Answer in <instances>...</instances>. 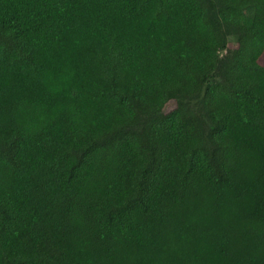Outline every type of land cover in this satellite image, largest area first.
I'll return each instance as SVG.
<instances>
[{
  "label": "trees",
  "instance_id": "1",
  "mask_svg": "<svg viewBox=\"0 0 264 264\" xmlns=\"http://www.w3.org/2000/svg\"><path fill=\"white\" fill-rule=\"evenodd\" d=\"M0 264H264V0H0Z\"/></svg>",
  "mask_w": 264,
  "mask_h": 264
},
{
  "label": "rangeland",
  "instance_id": "2",
  "mask_svg": "<svg viewBox=\"0 0 264 264\" xmlns=\"http://www.w3.org/2000/svg\"><path fill=\"white\" fill-rule=\"evenodd\" d=\"M232 43H234V42L232 41Z\"/></svg>",
  "mask_w": 264,
  "mask_h": 264
}]
</instances>
